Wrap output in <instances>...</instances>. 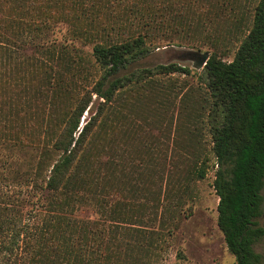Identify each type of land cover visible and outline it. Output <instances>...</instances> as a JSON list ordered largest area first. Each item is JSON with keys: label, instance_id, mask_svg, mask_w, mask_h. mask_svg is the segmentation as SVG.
Returning a JSON list of instances; mask_svg holds the SVG:
<instances>
[{"label": "rangeland", "instance_id": "374dc122", "mask_svg": "<svg viewBox=\"0 0 264 264\" xmlns=\"http://www.w3.org/2000/svg\"><path fill=\"white\" fill-rule=\"evenodd\" d=\"M258 2L0 0V242L15 223L29 220L38 232L33 244L47 225L88 250L102 241L110 255L102 264H236L217 224L205 67L182 56L194 50L232 60ZM138 36L151 51L137 65L176 62L188 73L147 76L104 107L84 143L90 162L74 174L90 182L85 190L68 199V191L37 188L56 156L37 175L42 149L51 150L65 117L89 98L102 73L94 45ZM45 68L50 81L43 79ZM100 102L92 95L79 126L98 113ZM261 193L257 220L264 226V188ZM58 198L60 208H50ZM255 250L264 257V236ZM30 262L16 252L14 264Z\"/></svg>", "mask_w": 264, "mask_h": 264}, {"label": "trees", "instance_id": "16d2710c", "mask_svg": "<svg viewBox=\"0 0 264 264\" xmlns=\"http://www.w3.org/2000/svg\"><path fill=\"white\" fill-rule=\"evenodd\" d=\"M150 51L142 36L94 45L92 55L102 73L89 91V98H80L64 116L66 124L61 127L51 150L42 149L37 175L43 171L50 154L56 156L51 157L45 183L36 182L37 188L48 193L68 191V199L77 195L75 191L85 190L90 182L85 179L78 182L74 174L81 163L90 162L93 154H89L91 148H85L84 143L104 107L120 90L133 83L139 84L147 76L188 73L187 67L176 62L150 68L137 65ZM46 53L51 55L52 51ZM9 62L10 58L6 56L4 65ZM204 67L214 114L211 134L218 163L213 182L219 197L217 224L236 264H264L263 255L255 250V244L264 236V226L257 220L262 211L264 188V0H259L256 5L252 25L233 59L227 61L212 55ZM52 76L45 68L43 79L50 81ZM94 94L101 100L98 113L79 126ZM48 117L50 122L55 119L52 114ZM204 175L203 169L199 177ZM40 199H43L42 195ZM59 201V198L51 201L50 208H60ZM28 221L15 223L8 241L0 242V264H14L20 249L28 255L31 264H102L110 258L102 241H97L96 246L88 250L71 244L72 239L67 235L57 236L54 230L49 232V225L40 230L39 238L33 244L31 238L38 232L33 234L35 222L30 224Z\"/></svg>", "mask_w": 264, "mask_h": 264}, {"label": "water", "instance_id": "95a60500", "mask_svg": "<svg viewBox=\"0 0 264 264\" xmlns=\"http://www.w3.org/2000/svg\"><path fill=\"white\" fill-rule=\"evenodd\" d=\"M182 57L192 59L197 68H202L209 59V53L190 50L185 52Z\"/></svg>", "mask_w": 264, "mask_h": 264}]
</instances>
